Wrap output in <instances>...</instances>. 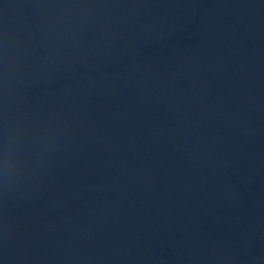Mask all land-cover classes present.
<instances>
[{
  "label": "water",
  "instance_id": "95a60500",
  "mask_svg": "<svg viewBox=\"0 0 264 264\" xmlns=\"http://www.w3.org/2000/svg\"><path fill=\"white\" fill-rule=\"evenodd\" d=\"M237 0H0V264H34Z\"/></svg>",
  "mask_w": 264,
  "mask_h": 264
}]
</instances>
